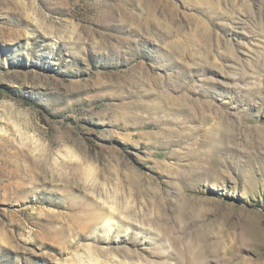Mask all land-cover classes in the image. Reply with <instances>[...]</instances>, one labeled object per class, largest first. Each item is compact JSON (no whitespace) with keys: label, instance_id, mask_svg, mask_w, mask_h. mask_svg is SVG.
Instances as JSON below:
<instances>
[{"label":"rangeland","instance_id":"obj_1","mask_svg":"<svg viewBox=\"0 0 264 264\" xmlns=\"http://www.w3.org/2000/svg\"><path fill=\"white\" fill-rule=\"evenodd\" d=\"M93 263L264 264V0H0V264Z\"/></svg>","mask_w":264,"mask_h":264},{"label":"bare ground","instance_id":"obj_2","mask_svg":"<svg viewBox=\"0 0 264 264\" xmlns=\"http://www.w3.org/2000/svg\"><path fill=\"white\" fill-rule=\"evenodd\" d=\"M207 108L209 109V107H208V106H207ZM214 115H215V114H214ZM218 116H219V115H218V114H216V115L214 116V118H215V119H218ZM217 146H218V147H223V146H224V144H223V143H222L221 145H220V144H217ZM91 172H92V171H90L89 173H91ZM93 264H94V263H93Z\"/></svg>","mask_w":264,"mask_h":264}]
</instances>
